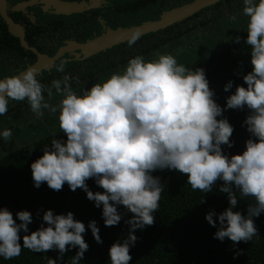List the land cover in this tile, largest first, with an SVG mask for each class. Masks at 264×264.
<instances>
[{"label":"clouds","instance_id":"clouds-1","mask_svg":"<svg viewBox=\"0 0 264 264\" xmlns=\"http://www.w3.org/2000/svg\"><path fill=\"white\" fill-rule=\"evenodd\" d=\"M242 12L248 17L243 42L250 46L252 70L242 77L247 87L237 85L223 108L216 103L203 68H188L178 63L176 55L159 50L152 59L135 55L123 68L79 92L70 74L46 86L37 80L32 66L0 79V116L8 114L10 101L26 100L37 119L43 118L44 110L56 116L60 134L66 137L58 138L53 132L50 143L41 149L43 155L30 164L34 187L46 183L59 192L66 183L73 192L84 191L96 208L102 207L106 227L118 226L124 215L132 214L124 221L129 226L127 237L109 248L110 264H129L130 249L139 239L135 232L155 224L165 189L161 178L153 175L157 171L179 172L193 190L205 193L212 192L217 181L223 182L219 192L227 194L229 206L219 214L210 210L205 215L207 223L217 228L213 239H228L235 247L259 236L255 218L264 213V0H243ZM142 34L140 28L131 30L128 46L135 45ZM241 41L239 35L232 38L233 43ZM180 51L176 50L177 55ZM67 63L61 60L54 65L56 71L64 73ZM75 79L79 87V78ZM233 85L230 80L223 90L229 92ZM54 94L62 97L55 105L50 102ZM245 108L249 114L242 126L250 138L242 154L229 156L222 146H234L230 139L234 127L227 118L218 117L227 110ZM0 137L11 141L12 129H3ZM89 179L103 191H91ZM237 193L254 200L247 206V215L234 211ZM32 223L31 212L20 210L14 219L7 207H0V257L12 260L24 249L58 251L55 259L46 257V264H63L66 252L78 248L71 264H80L89 250L84 239L88 229L97 244L103 243L95 220L86 228L71 211L54 214L49 209L40 226L22 237L21 245L20 233H29ZM242 254L241 249L233 258Z\"/></svg>","mask_w":264,"mask_h":264},{"label":"trees","instance_id":"trees-1","mask_svg":"<svg viewBox=\"0 0 264 264\" xmlns=\"http://www.w3.org/2000/svg\"><path fill=\"white\" fill-rule=\"evenodd\" d=\"M150 6L146 3L145 9ZM125 8L131 12L137 11L141 6L139 2L129 3ZM242 9L243 0L220 1L166 29L141 37L131 48L128 43H125L97 53L90 57L89 64L92 66H88L89 69L95 67L97 69L88 70L85 75H97L99 76L97 81L100 82L111 73L123 68L128 60L135 55L147 57L148 52H156L157 49L161 52L176 51L178 48L184 50L187 40L197 35H199L198 39H203L205 36L218 38L217 33L221 31L219 40H213L214 50L204 52V57L200 59V62L191 68L205 70L210 88L215 92L214 99L223 108L226 105V97L234 94L237 85L247 87L242 77L252 70L250 46L243 42L247 38L248 19L243 15ZM153 13L156 11L153 10ZM233 15L237 17L236 21L229 19ZM240 24L241 28H237ZM237 35L242 37L240 44L232 42V38ZM5 38L2 37V40ZM133 47L137 50L136 54L131 53ZM6 50L9 51V48ZM27 53L33 55L29 51ZM129 55L133 56L128 58ZM81 71L82 63L76 62L65 65L64 73L55 70L39 81L50 86L53 79L62 78L65 74H70L73 78L72 74ZM82 79L85 78H79V86L90 88L91 86H88ZM230 80L234 82L233 88L229 92H225L224 86ZM97 81L95 80L94 83ZM75 82L76 79L73 78V88ZM75 90L79 92L80 88ZM44 95L47 100V92ZM61 98H56L54 94V100L52 99L50 102L55 105ZM10 106L8 114L18 115L42 131V135L33 141L0 156V207H7L13 213L14 219L15 213L20 210H27L33 216V223L28 226L29 233H20L21 245H23L22 237L40 226L44 211L51 209L54 214H66L71 211L74 218L83 222L86 228L90 221L95 220L103 240L102 244H97L91 230L86 231L84 239L89 245V250L85 253L80 264H110L109 248L117 239L122 240L127 237L129 226L124 221L131 219L132 214L129 212L124 215L118 226L106 227L102 219V207L96 208L94 203L86 198L84 191L77 189L73 192L66 183L59 192L49 189L46 183L42 184L39 189L35 188L30 164L43 155L41 149L50 143L53 132L59 135L58 138L66 140V137L63 136V133L60 134L56 116L50 115L47 110H44L43 118L37 119L26 100L15 102ZM248 114V109L245 108L243 111L227 110L223 113V117H218V119L227 118L234 127V133L230 138L234 141V146L230 149L222 146L225 154L229 156L242 154L245 150V142L250 138V134L247 132L246 126L242 125ZM153 175L159 176L165 185L160 208L155 213L153 226L135 232L139 239L130 249L129 254L132 256V260L129 264H264V213L255 218L259 236L254 237L249 243L241 242L234 247L228 239H225L224 242L213 239L217 228L211 227L205 220V215L210 210L219 214L229 206L227 194L219 192L222 181H217L212 192L205 193L193 190L187 184V177L179 172L164 170L154 172ZM87 184L93 192L103 191L93 179H89ZM237 198L238 206L234 211H240L242 215H247V206L254 203V200L240 198L239 193H237ZM203 200L206 202L202 203ZM119 211L125 212L123 206L119 207ZM17 223H19L18 220ZM241 249L243 254L234 259L236 252ZM77 251L78 248L66 252L63 264H71L72 257ZM58 255V251L32 253L24 249L21 255L15 259L4 260L0 257V264H46V257L55 259Z\"/></svg>","mask_w":264,"mask_h":264},{"label":"flooded vegetation","instance_id":"flooded-vegetation-1","mask_svg":"<svg viewBox=\"0 0 264 264\" xmlns=\"http://www.w3.org/2000/svg\"><path fill=\"white\" fill-rule=\"evenodd\" d=\"M94 1L97 2L96 0ZM161 1L166 0H117L116 2L105 5L100 9H90L89 11L83 13L65 12L62 9L58 16H55L52 12L46 13L43 10V7L39 6V8L34 10L36 18L35 22L32 21L33 16L29 17L21 10V6L24 4L25 0H6L5 12L15 23L23 27L25 32L24 40L29 46L36 48L42 54L52 57L63 48H70V44H73L77 48L78 45L84 44L89 40H93L109 30L135 26L146 21L156 20L159 19L164 12L175 8L172 7L167 10H162L160 8ZM190 1L186 0L184 3L180 4V6ZM138 2L140 3L141 8L137 11L129 12L127 8H125L129 3L133 4ZM146 3L151 5L150 8L145 9ZM153 10H155L156 13H153ZM132 15H136L140 18V20L134 23L131 19ZM105 16H112V18L109 21L104 22L107 19ZM112 19L114 23L110 24ZM124 20H126V26L122 24ZM95 22H97L98 25L97 30L92 28L93 23ZM2 37L6 38L2 40ZM69 39H72V41H68ZM115 47H112L111 49ZM7 48H9V51L6 50ZM74 50L81 54V58L76 60L72 59L71 56H74V53L67 52L66 55L61 56L60 59L55 62V65H58L61 60H67L68 63L66 65L81 62L82 71L72 74L73 78H85L82 79V81L88 84V86H92L95 80L97 81V78L99 77L97 75H85L88 70L94 71L97 69V67L93 69L88 68V66H92L89 64L91 59L90 57L92 56L83 57L84 54L80 50L75 48ZM26 51L31 52L33 55H30ZM130 56L133 55H129L128 58ZM36 61L37 55L31 50L24 48L21 39L11 33L9 25L3 18L0 11V79L12 76L17 72L24 71L29 66L34 65ZM92 63L95 64V62ZM55 70V66L50 71L42 70V73L37 76V80L44 79L48 73ZM74 88L79 89L81 86L78 87L75 82ZM55 97L58 98L60 96L55 95ZM15 102L16 101H13L10 105Z\"/></svg>","mask_w":264,"mask_h":264},{"label":"rangeland","instance_id":"rangeland-1","mask_svg":"<svg viewBox=\"0 0 264 264\" xmlns=\"http://www.w3.org/2000/svg\"><path fill=\"white\" fill-rule=\"evenodd\" d=\"M25 0L24 4L21 6V10L24 11L27 16H33L32 21H36L34 10L36 8H39V6L43 7V10L46 13L54 14L55 16H58L64 6L66 5H73L75 7V10L79 13H83L86 11L100 9L105 5H108L110 3L116 2L117 0ZM123 1V0H118ZM186 0H166L161 1L160 8L162 10H167L172 7H178L180 4L184 3ZM189 3V2H188ZM159 15V14H158ZM157 15V16H158ZM156 16V17H157ZM107 19L104 21H109L112 16H105ZM131 19L134 23L140 20L139 17L136 15H132ZM248 19V17H246ZM152 20V19H151ZM103 22V23H104ZM126 20L122 22V24H125ZM114 23L113 19L110 21V24ZM97 22L93 23V29L97 30ZM236 27V25H235ZM212 28V27H211ZM241 28V24L237 27ZM221 32V31H220ZM220 32L217 33V37L220 38ZM197 35L196 37L189 39L186 41V48L184 50L180 49L179 55H177L176 51H168L169 53H172L173 55H176V58L178 60V63L184 64L186 67L191 68L193 65L198 64L200 62V59L204 57V52H210L214 50L215 44L213 40H219L216 37L213 36H205L203 39H198ZM68 41H72V39H69ZM67 41V42H68ZM69 44V43H68ZM70 48H75L73 44L69 45ZM66 48V47H65ZM159 50V49H157ZM160 51V50H159ZM74 53V56H71L72 59H78L81 58V54L76 52V50H72L68 53ZM161 52V51H160ZM131 53L136 54L137 50L135 48H132ZM152 53L154 52H148V56L146 59H152ZM66 55V54H64ZM71 55V54H70ZM83 57H86L85 55ZM12 102L9 103V105ZM34 119V118H33ZM25 119H21V117L12 116L11 114L2 116L0 118V131H3L5 128H10L13 131V137L11 141H4L2 137H0V156L4 155L5 153L24 145L27 142L33 141L37 137L41 136L42 131L38 128H35L32 126V123L29 121H24Z\"/></svg>","mask_w":264,"mask_h":264},{"label":"water","instance_id":"water-1","mask_svg":"<svg viewBox=\"0 0 264 264\" xmlns=\"http://www.w3.org/2000/svg\"><path fill=\"white\" fill-rule=\"evenodd\" d=\"M220 1L223 0H193L189 3L183 4L179 7H175L167 12H164L159 19L146 21L135 26L109 30L93 40H89L84 44L78 45L76 49L80 50L86 57H90L96 55L99 52L126 43L127 40L130 38L131 30L140 28L143 33L141 37H143L150 33H155L157 31L166 29L167 27H170L184 19H187L193 16L194 14L198 13L199 11L207 7L213 6L219 3ZM5 6H6V0H0V11L3 18L9 25L11 33L21 39L24 48L31 50L37 55V61L34 65H32V67H35L37 69V76L42 73V70L50 71L51 69H53L55 62L58 59H60L61 56H63L67 52H71L74 49V48H63L52 57L40 53L36 48L29 46L25 42L24 40L25 32L23 27L15 23L11 18L7 16L5 12ZM64 11L77 12L75 10L74 4L64 6ZM21 72H17L13 75H17Z\"/></svg>","mask_w":264,"mask_h":264},{"label":"crops","instance_id":"crops-1","mask_svg":"<svg viewBox=\"0 0 264 264\" xmlns=\"http://www.w3.org/2000/svg\"><path fill=\"white\" fill-rule=\"evenodd\" d=\"M63 10H64V8H63ZM67 12V11H66Z\"/></svg>","mask_w":264,"mask_h":264}]
</instances>
